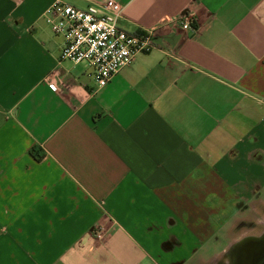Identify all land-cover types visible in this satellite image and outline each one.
<instances>
[{"label":"crops","instance_id":"1","mask_svg":"<svg viewBox=\"0 0 264 264\" xmlns=\"http://www.w3.org/2000/svg\"><path fill=\"white\" fill-rule=\"evenodd\" d=\"M113 1L120 29L156 27L99 88L59 59L50 0H0V264H225L242 241L264 187V0Z\"/></svg>","mask_w":264,"mask_h":264},{"label":"built area","instance_id":"2","mask_svg":"<svg viewBox=\"0 0 264 264\" xmlns=\"http://www.w3.org/2000/svg\"><path fill=\"white\" fill-rule=\"evenodd\" d=\"M122 9L113 0L106 1L99 8L86 9L76 8L63 0H50L42 13L51 32L63 38L59 59L90 64L94 82L99 88L152 46L151 35L156 26L140 33L125 32L117 26ZM181 27L191 28L189 21L182 22ZM50 86L55 89L54 85ZM90 234L100 240L105 232L101 227H93Z\"/></svg>","mask_w":264,"mask_h":264},{"label":"rangeland","instance_id":"3","mask_svg":"<svg viewBox=\"0 0 264 264\" xmlns=\"http://www.w3.org/2000/svg\"><path fill=\"white\" fill-rule=\"evenodd\" d=\"M250 206L252 208L243 205L240 211L242 220V239H259L262 237L261 235H264V187L259 189L258 193L254 195L253 202Z\"/></svg>","mask_w":264,"mask_h":264},{"label":"water","instance_id":"4","mask_svg":"<svg viewBox=\"0 0 264 264\" xmlns=\"http://www.w3.org/2000/svg\"><path fill=\"white\" fill-rule=\"evenodd\" d=\"M256 238H246L233 245L231 253H227L228 260L225 264H264V252L255 253L257 246Z\"/></svg>","mask_w":264,"mask_h":264},{"label":"flooded vegetation","instance_id":"5","mask_svg":"<svg viewBox=\"0 0 264 264\" xmlns=\"http://www.w3.org/2000/svg\"><path fill=\"white\" fill-rule=\"evenodd\" d=\"M262 237H260L259 239H257V246H259L257 248V250H255V253H263L264 252V235H261ZM243 240H246V239H242Z\"/></svg>","mask_w":264,"mask_h":264}]
</instances>
